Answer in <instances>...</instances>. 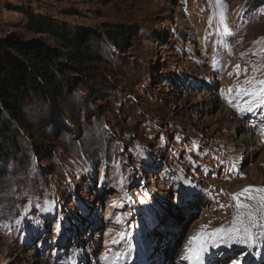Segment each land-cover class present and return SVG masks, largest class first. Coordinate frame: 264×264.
<instances>
[{"label": "rangeland", "instance_id": "obj_1", "mask_svg": "<svg viewBox=\"0 0 264 264\" xmlns=\"http://www.w3.org/2000/svg\"><path fill=\"white\" fill-rule=\"evenodd\" d=\"M21 9L94 32L99 60L57 105L24 103L32 130L9 125L0 264H190L218 229L264 231V191L229 190L264 179V0H0V41L54 46ZM258 241L204 264H264Z\"/></svg>", "mask_w": 264, "mask_h": 264}, {"label": "trees", "instance_id": "obj_2", "mask_svg": "<svg viewBox=\"0 0 264 264\" xmlns=\"http://www.w3.org/2000/svg\"><path fill=\"white\" fill-rule=\"evenodd\" d=\"M21 11L28 19L26 30L48 36L54 46L36 39L25 41L17 35L0 41V152L7 145L18 144L20 134L17 130L10 133L9 125L32 130L23 109L30 97L40 96L57 105L71 87V78L67 74L86 72L88 76L92 64L99 60L93 55L91 44L96 35L94 32ZM105 29L111 39L128 41L129 30L104 26Z\"/></svg>", "mask_w": 264, "mask_h": 264}, {"label": "bare ground", "instance_id": "obj_3", "mask_svg": "<svg viewBox=\"0 0 264 264\" xmlns=\"http://www.w3.org/2000/svg\"><path fill=\"white\" fill-rule=\"evenodd\" d=\"M197 29V28H196ZM200 30H195L192 34L193 35H201V31L199 32ZM246 139V141H247V143H249V142H253V140H250L248 137L247 138H245ZM245 139H243V141H245ZM257 150V149H256ZM255 152V151H254ZM250 153H253V152H250ZM239 155H241V153H239L238 154V156ZM247 172H245V171H241L240 173H239V175H247L246 174ZM263 180L264 179H254L252 182H245V183H242V184H240V185H238L237 187H235V188H233V189H229L230 190V194L231 195H239V194H241V193H244V190L245 189H250V188H253V187H261V189L262 188H264V182H263ZM259 193V192H258ZM259 195V196H258ZM258 196V197H257ZM250 198V201H252L253 202V205L252 206H249L247 209H246V213H247V216H239V225H245V223H247V221H248V217L250 216L249 214H254V209H256L257 207V205H256V203H261V196H260V194H255V193H252V196H250L249 197ZM255 203V204H254ZM256 205V206H255ZM261 205V204H260ZM261 216V215H260ZM242 220V221H241ZM259 225V224H258ZM253 227V226H252ZM255 229H256V227H255ZM233 230V228H231L230 229V231H232ZM239 233H242L243 235H247L248 237H249V242H248V244H254V243H251L252 241H256V240H259L258 241V243H257V245H259V246H261V249L263 250V252H262V256H263V261H264V231H261L260 233H258V231L257 232H254V231H242V229H241V231L239 232ZM261 236V237H260ZM258 237H260V238H258ZM236 244V242H230L229 243V247H228V249H227V251L226 250H224V251H226L227 252V254L229 255V254H232L233 253V251L235 250V247L237 246V245H235ZM238 244V243H237ZM255 248H257V246H254L253 248H252V250H254ZM259 248V247H258ZM190 249V247H188L187 245L184 247V249H183V251H182V255L180 256V259L182 260V261H187V257H188V255H189V250ZM192 249V248H191ZM238 249V248H237ZM260 249V248H259ZM225 254V253H224ZM235 254V253H234ZM262 258V257H261ZM259 259V258H258ZM250 261V263L251 262H253L252 261V259H249ZM248 261V260H247ZM249 262H247V263H249ZM187 263H190V264H192L191 263V261L189 262V259H188V262ZM207 264V263H206Z\"/></svg>", "mask_w": 264, "mask_h": 264}, {"label": "snow or ice", "instance_id": "obj_4", "mask_svg": "<svg viewBox=\"0 0 264 264\" xmlns=\"http://www.w3.org/2000/svg\"><path fill=\"white\" fill-rule=\"evenodd\" d=\"M252 95H255L253 92ZM251 191H264V189H245V193H249ZM234 199H237V197H233ZM239 205V201H238ZM211 240H203L200 243V246L198 249L194 252L191 248L188 250L189 255L187 259L190 261H193V264H204L205 254L209 253V248H218L221 245L228 246L230 242H236V243H248L249 237L247 235H243L235 230L229 231V230H222L218 229L216 232L211 234ZM211 254L208 255V264H211ZM235 264H239V261L237 260ZM246 264V262H245Z\"/></svg>", "mask_w": 264, "mask_h": 264}]
</instances>
